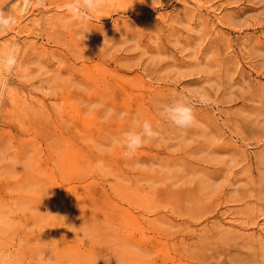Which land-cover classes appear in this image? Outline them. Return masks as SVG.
<instances>
[{
  "label": "rangeland",
  "instance_id": "rangeland-1",
  "mask_svg": "<svg viewBox=\"0 0 264 264\" xmlns=\"http://www.w3.org/2000/svg\"><path fill=\"white\" fill-rule=\"evenodd\" d=\"M64 3L0 0V264H264V0H105L67 31ZM201 91L190 128L159 115ZM137 115L161 135L129 158Z\"/></svg>",
  "mask_w": 264,
  "mask_h": 264
},
{
  "label": "clouds",
  "instance_id": "clouds-1",
  "mask_svg": "<svg viewBox=\"0 0 264 264\" xmlns=\"http://www.w3.org/2000/svg\"><path fill=\"white\" fill-rule=\"evenodd\" d=\"M105 5V0H65L62 10L67 13V16L61 21L63 30L67 31L74 24H83L91 20L92 16L102 9ZM16 23L15 17L11 14L0 11V31L10 29ZM259 61L264 62V49H257L255 52ZM18 67V56L13 48L7 53H0V77L11 75ZM25 78L29 76L27 71L23 74ZM5 81L0 79V94L5 86ZM80 87H83L82 85ZM199 103L202 106H210L215 103L214 99L206 92L201 93L195 99L189 96L179 97L171 103H165L159 106V115L162 119L169 122L177 129H187L193 126L196 122L194 113V105ZM113 109H108V112H113ZM134 123L138 122V129L129 130L122 134V140L115 141L122 143L126 149L124 155L131 158L135 155L138 149L152 140H158L161 133L153 128V125L147 120H139V116L133 117Z\"/></svg>",
  "mask_w": 264,
  "mask_h": 264
}]
</instances>
